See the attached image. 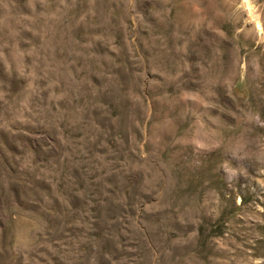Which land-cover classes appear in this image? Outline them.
Returning <instances> with one entry per match:
<instances>
[{"label": "rangeland", "instance_id": "obj_1", "mask_svg": "<svg viewBox=\"0 0 264 264\" xmlns=\"http://www.w3.org/2000/svg\"><path fill=\"white\" fill-rule=\"evenodd\" d=\"M0 264H264V0H0Z\"/></svg>", "mask_w": 264, "mask_h": 264}, {"label": "snow or ice", "instance_id": "obj_2", "mask_svg": "<svg viewBox=\"0 0 264 264\" xmlns=\"http://www.w3.org/2000/svg\"><path fill=\"white\" fill-rule=\"evenodd\" d=\"M245 2L247 3V2H248V0H245Z\"/></svg>", "mask_w": 264, "mask_h": 264}, {"label": "bare ground", "instance_id": "obj_3", "mask_svg": "<svg viewBox=\"0 0 264 264\" xmlns=\"http://www.w3.org/2000/svg\"><path fill=\"white\" fill-rule=\"evenodd\" d=\"M259 26V25H258Z\"/></svg>", "mask_w": 264, "mask_h": 264}]
</instances>
